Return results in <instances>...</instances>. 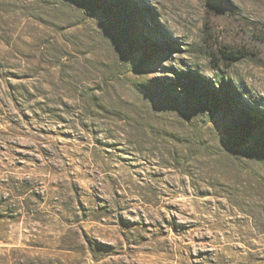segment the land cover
<instances>
[{
	"label": "rangeland",
	"instance_id": "obj_1",
	"mask_svg": "<svg viewBox=\"0 0 264 264\" xmlns=\"http://www.w3.org/2000/svg\"><path fill=\"white\" fill-rule=\"evenodd\" d=\"M0 258L264 264V0H0Z\"/></svg>",
	"mask_w": 264,
	"mask_h": 264
},
{
	"label": "trees",
	"instance_id": "obj_2",
	"mask_svg": "<svg viewBox=\"0 0 264 264\" xmlns=\"http://www.w3.org/2000/svg\"><path fill=\"white\" fill-rule=\"evenodd\" d=\"M18 250H12L11 252H16ZM17 261V264H21V261L19 260H16ZM38 262V263H37ZM37 264H41L38 260H37ZM6 263V260L5 259H2L0 258V264H5ZM35 262H29L28 264H36Z\"/></svg>",
	"mask_w": 264,
	"mask_h": 264
}]
</instances>
